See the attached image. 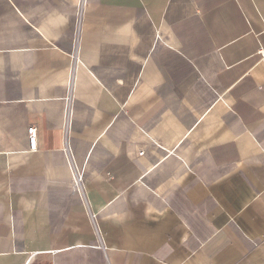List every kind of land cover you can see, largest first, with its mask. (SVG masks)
Listing matches in <instances>:
<instances>
[{
	"label": "crops",
	"instance_id": "crops-1",
	"mask_svg": "<svg viewBox=\"0 0 264 264\" xmlns=\"http://www.w3.org/2000/svg\"><path fill=\"white\" fill-rule=\"evenodd\" d=\"M31 252L264 264V0H0V264Z\"/></svg>",
	"mask_w": 264,
	"mask_h": 264
},
{
	"label": "built area",
	"instance_id": "built-area-1",
	"mask_svg": "<svg viewBox=\"0 0 264 264\" xmlns=\"http://www.w3.org/2000/svg\"><path fill=\"white\" fill-rule=\"evenodd\" d=\"M27 134H28L29 150L34 152L37 150L36 129L33 127L28 128ZM80 182H81V177L78 176L77 174H74V176H73V190L75 192L80 191ZM40 254H41L40 252L28 253L25 262L22 264H43L42 262L38 261V259H37Z\"/></svg>",
	"mask_w": 264,
	"mask_h": 264
}]
</instances>
